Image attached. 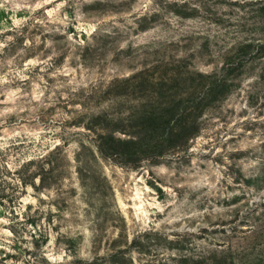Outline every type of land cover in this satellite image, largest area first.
I'll return each mask as SVG.
<instances>
[{
  "label": "rangeland",
  "instance_id": "374dc122",
  "mask_svg": "<svg viewBox=\"0 0 264 264\" xmlns=\"http://www.w3.org/2000/svg\"><path fill=\"white\" fill-rule=\"evenodd\" d=\"M0 264H264V0H0Z\"/></svg>",
  "mask_w": 264,
  "mask_h": 264
},
{
  "label": "trees",
  "instance_id": "16d2710c",
  "mask_svg": "<svg viewBox=\"0 0 264 264\" xmlns=\"http://www.w3.org/2000/svg\"><path fill=\"white\" fill-rule=\"evenodd\" d=\"M22 184H23L24 186H27V185H28V184H27V183H25V182H23Z\"/></svg>",
  "mask_w": 264,
  "mask_h": 264
}]
</instances>
